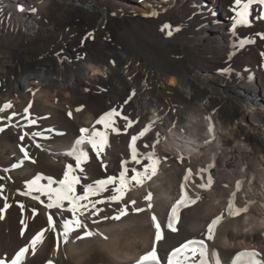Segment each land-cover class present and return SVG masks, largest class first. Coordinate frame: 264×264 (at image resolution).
Masks as SVG:
<instances>
[{
	"label": "bare ground",
	"instance_id": "1",
	"mask_svg": "<svg viewBox=\"0 0 264 264\" xmlns=\"http://www.w3.org/2000/svg\"><path fill=\"white\" fill-rule=\"evenodd\" d=\"M25 1L0 0V14L3 10L8 14L6 21L0 15L2 32L6 36L8 26L10 33H21L26 44L42 41L41 34L48 31L42 29L47 7L55 0ZM57 1L92 9L103 31L78 10L74 19L96 24L80 28L84 45L74 49L65 42L61 54L49 53L43 62L30 66L22 63L18 52L3 57L6 67L0 68V81L6 101H12V93L31 94L34 107L27 116L38 110L50 114L57 125L43 133V140L32 139L24 126L12 129L24 137L19 158L30 170L32 185L22 187L18 195L32 212L23 208L13 215L9 193L0 191L2 204L7 205L0 213V261L11 264L16 253L27 248L20 264H139L155 248L163 264L169 260L172 264H201L202 260L233 264L240 253L252 252L257 253L256 264H264V71L259 66L264 62V20L259 19L262 12L255 0L247 23L234 22L241 6L235 0ZM219 11L223 17L215 15ZM111 36L116 44L102 43ZM242 41L246 47L240 46ZM185 54L194 57L191 63H184ZM128 55L133 57L127 60ZM137 56L148 62V68ZM251 72L257 73L254 78L248 76ZM168 86L174 91H168ZM77 101L84 110L77 111ZM113 109L116 114L108 127L97 123ZM154 114L159 117L154 128L139 137ZM210 123L215 139L208 132ZM82 128L89 131L77 145ZM93 132L103 133L108 144L93 148L88 142ZM157 132L159 143L153 148ZM133 136H138L134 145ZM95 140L101 143V137ZM74 147L77 155L87 153L79 167L76 156L68 154ZM153 152L159 162L157 173L144 179L145 168L151 172L147 157ZM69 165L72 175L80 178L76 196H83L88 186L97 194L74 200L75 207L63 200L49 208L55 202L49 189L61 187L59 181ZM211 167L216 169L213 184L202 189L199 185L207 183ZM121 172L125 173L123 196L113 200L121 195L116 191ZM111 177L115 182L99 191L96 182ZM237 181L241 182L238 192ZM34 184L41 190L36 191ZM234 192L235 208L248 209L238 216L229 215ZM183 193L200 199L177 209V217L172 218L176 231H172L167 226L171 209ZM217 217L222 219L214 239L208 240V226ZM76 221L81 222L79 228L73 227ZM65 222H71L67 236ZM41 230L42 242L33 246L31 241ZM189 240H204L207 255L202 258L198 247L195 254L183 248ZM178 248L180 252L173 256Z\"/></svg>",
	"mask_w": 264,
	"mask_h": 264
},
{
	"label": "rangeland",
	"instance_id": "2",
	"mask_svg": "<svg viewBox=\"0 0 264 264\" xmlns=\"http://www.w3.org/2000/svg\"><path fill=\"white\" fill-rule=\"evenodd\" d=\"M24 2L26 1L24 0ZM148 2L152 1L149 0ZM11 9L14 10L15 8H12L11 6ZM78 10L84 11V13H82L87 18L95 20L99 25L95 28L102 33L103 27L100 25L101 20L94 15L92 9L87 10L81 8L78 4H71L69 1L55 0L47 7L46 21L42 25V29L48 31L41 34L42 41L26 44L23 35L18 32L15 34L10 33L12 28H7L8 26H6V29L9 31H7L5 36L2 32L4 30L3 27L5 26L0 22V68L6 67L3 60V57L6 55L15 57L18 52L22 63L26 66H30L43 62L49 57V53L56 51L57 54H61L62 48L66 46L65 42H68L70 44L69 46L74 49L84 45L86 41L80 35V28L87 30L96 24L95 22L88 23L83 19H74ZM0 15H3L4 21L8 18V14L5 10H3ZM215 15L220 18L221 16L223 17L224 14L219 11ZM176 25L183 26L184 24L176 23ZM60 33H62V35ZM102 43L116 44L112 36L104 38ZM132 57L133 55H128L126 59L129 60ZM137 58L148 68L149 64L147 61L143 60L141 56H137ZM193 59V56L185 54L184 63H191ZM155 84H158L157 80ZM0 86V129H3V131H0V191L4 190L9 193L13 215H19L23 208L32 212V209L23 205L20 196L18 195L22 187L30 188L31 177L29 175L30 170L28 166L24 162H21V159L19 158V156H23L20 149L24 144V137L18 132H14L12 129L14 126H24L27 129V135L31 136L32 139L37 138V140H43V133L51 132L57 124L52 123L50 114L44 115L38 110L33 111L31 115L27 116L28 111L34 107L32 106L33 97L31 94L12 93V101L8 102L4 98L2 89L3 83L1 81ZM167 90L173 92L174 88L173 86H168ZM157 94L161 96L164 92L157 91ZM9 104L11 106L6 107V105ZM29 105H31V107H29ZM75 106H79L78 108L82 110L85 109L81 101H77ZM209 108L211 109V107ZM18 137H23V139ZM34 188H36V191L37 189H40L37 186ZM6 208L7 205L4 201L2 204V197L0 195V213Z\"/></svg>",
	"mask_w": 264,
	"mask_h": 264
},
{
	"label": "snow or ice",
	"instance_id": "3",
	"mask_svg": "<svg viewBox=\"0 0 264 264\" xmlns=\"http://www.w3.org/2000/svg\"><path fill=\"white\" fill-rule=\"evenodd\" d=\"M252 2H253V0H248V2L243 5V11L242 12H237V16L239 17V20L237 21L238 23H247L246 17L249 14V8H250V5H251ZM259 3L260 4H264V0H259ZM235 4L237 6H240L241 5V0H235ZM19 10L20 11H24L23 8H20ZM33 11H35V9H33ZM164 27L168 28L170 26L169 25H164ZM171 34H172L171 31H169L168 35L171 36ZM261 38L264 39V34H261ZM240 46L243 47V42H241ZM134 95H135V92L133 91L128 99L130 100L132 98V96H134ZM127 102L128 101L126 100L125 103H127ZM10 106H11L10 104L6 105V107H10ZM29 107H31V105H29ZM80 110L81 109H79V108L77 109V111H80ZM26 112H27V109H26ZM114 114H116L115 109H113L112 111L106 113L104 116L100 117V119L97 121V123H102V124L105 125V127H108L109 123L111 122V117ZM69 115H71V113H69ZM156 119H159V117H156L155 114H154V119L150 123H148L147 125H145L142 128V130L139 132L138 136L142 137L146 133L150 132L155 126ZM206 119L211 120V117H207ZM132 123H133V121L129 120L127 126H131ZM113 130L116 131V129H113ZM0 131H3V129H0ZM80 131H81L82 136H81L80 139H78L76 141L77 145L82 144L84 142L83 134L88 133L89 130L82 128ZM208 132H209V134H213L212 135V139H215L214 127H213V125L211 123L209 124ZM97 136L101 137V144L106 142V137L104 136L103 133L93 132L92 133V138L89 139V141H88L89 143L92 144L93 148L97 147L96 140H95V137H97ZM138 136H133L132 137V144L133 145L135 144L136 140L138 139ZM156 137H157V139H156L155 143L152 145L153 148L155 147L156 144L159 143V137H160V133L159 132L156 133ZM21 139H23V137H21ZM209 142L210 141H206V143H209ZM145 146H147V145H145ZM37 147H41V146L37 145ZM22 151H23V149H22ZM68 154L76 156L77 167H79V163H80L81 158H83L84 160L87 159V153L79 152V154L77 155V148H75V147ZM25 157L27 158V152H25ZM154 157H155V153L154 152L147 157V159L152 161V165H151V172L150 173L148 171V168L147 167L145 168V173H144V176H143L144 179H151V177L156 175V173H157V165H158L159 162H158V160L154 159ZM133 159L134 160L136 159L135 149H133ZM182 159L183 158L181 157V160ZM80 170L83 171L82 168ZM72 171H73L72 166L69 165L68 166V170L64 173L63 179L59 181L61 187L59 189H56L54 192L51 189H49V192H51L55 196V202H54V204H48L47 207L52 208V207L55 206V204H58L60 201H63V200H68L69 202H72L74 204V207H75L76 205L74 203V200L75 201L84 200V199L88 198L89 194H92V195H96L97 194L96 191H94L91 188V186H88L87 188L84 189V195L83 196H76V185L80 183V178L75 176V175H72ZM190 171L191 170H189V172ZM49 179L51 180V178H49ZM132 179L135 180L136 177H132ZM115 180H116L115 177H111L108 180L97 181L96 183L101 186L99 191L104 190L105 187L109 183H114ZM136 183L137 184H141L142 180H137ZM212 184H213L212 176H209L208 180H207V183L206 184H200L199 187L202 188V189H209V188H211ZM124 186H125V173L121 172V174H120V187L116 189V191L120 192L121 195L120 196H113L112 197L113 200H118V199H120L123 196V192H121V188H123ZM240 187H241V182L237 181V184H236V191L237 192L240 190ZM37 190H40V189H37ZM182 192H183V187H182ZM235 197H236V193L234 192L232 194V199L228 203L229 215H231V216H238L242 212H247L248 211L247 207H245V208H235ZM146 199L149 200V201L152 199L151 193L148 194ZM199 199H200V196H196L195 199H191L190 197H188L187 193H183L182 196H181V199L178 200L176 205H174L173 208L171 209V217H170L169 223L167 225L168 228H170L172 231H176L175 227H173L172 218L173 217H177V209L181 205L187 206L189 203L195 204L196 201H198ZM131 203L134 205L136 202L133 200V201H131ZM149 207H151V204H149ZM136 211L137 212L143 211V209H136ZM121 214L122 215L126 214V210L123 211ZM113 218L114 219H119L120 217L116 216V217H113ZM152 219H153V221H155L156 217L153 216ZM221 219H222V217H217V218H215V219H213L211 221V224H209V226H208V236H207L208 240L214 239L215 228L219 224ZM52 222H53L52 221V217L49 216L48 223L52 224ZM70 223L71 222H65L64 223V228H65L64 235L65 236H67L68 233H69V225H70ZM80 226H81V222L80 221H76V223H75V225L73 227L74 228H79ZM155 226H156V229H157L156 239L159 240V239H161L160 225H159V223H156ZM85 235L91 236L92 233L91 232H86ZM42 236H43V230H41L32 239V241H31L32 245L35 246L38 241L42 242ZM78 238H83V237H78ZM193 245L196 246V247L190 248V246H193ZM182 247L185 248V249H190V251H192L193 254L196 253V248L198 247L199 248V255L202 258L207 255V246L205 245L204 240H198V241L197 240H189ZM180 250L181 249H179V248L176 249L172 253V255L175 256L177 252H180ZM27 251H28L27 248L20 249L16 253L15 258L12 260L11 264H20L22 258L25 256V253ZM32 251H33V254H35V247H33ZM256 255H257V253H255V252H252V253H240L236 257V259L233 262V264H240V262L242 260H243V264H256V260H255ZM245 257H248V259H244ZM148 260L157 261V264H159V261L157 260V255H156L155 248H153L150 253H148L147 255L143 256L141 258V260L139 261V264H144V262L148 261ZM169 264H172L171 260H169ZM202 264H204L203 261H202Z\"/></svg>",
	"mask_w": 264,
	"mask_h": 264
},
{
	"label": "water",
	"instance_id": "4",
	"mask_svg": "<svg viewBox=\"0 0 264 264\" xmlns=\"http://www.w3.org/2000/svg\"><path fill=\"white\" fill-rule=\"evenodd\" d=\"M211 176H212V178H214V177H215V174H214V169H212V170H211Z\"/></svg>",
	"mask_w": 264,
	"mask_h": 264
}]
</instances>
